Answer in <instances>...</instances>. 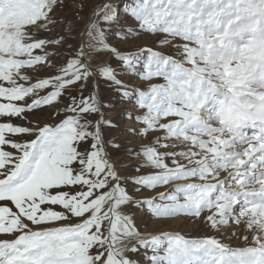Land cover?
I'll return each instance as SVG.
<instances>
[{"label":"snow or ice","instance_id":"6c2138e0","mask_svg":"<svg viewBox=\"0 0 264 264\" xmlns=\"http://www.w3.org/2000/svg\"><path fill=\"white\" fill-rule=\"evenodd\" d=\"M141 256L264 264V0H0V264Z\"/></svg>","mask_w":264,"mask_h":264},{"label":"rangeland","instance_id":"374dc122","mask_svg":"<svg viewBox=\"0 0 264 264\" xmlns=\"http://www.w3.org/2000/svg\"><path fill=\"white\" fill-rule=\"evenodd\" d=\"M131 2H132V0H116V7H117L118 12L123 14ZM105 96L107 97V93H105ZM117 107H119V105H117ZM248 131L251 132L252 130L249 129ZM154 227H158L160 230L178 231L181 234L186 235L187 237H195V236L199 235V232L196 230L194 225L186 224L183 226H178L174 221L170 222L168 224H160L158 220H150L149 221V227L148 228L142 227L141 231H151ZM225 235H227V234L225 233ZM231 242L233 244L236 243L235 240H233ZM140 259H141V264H146V262L143 260L142 256Z\"/></svg>","mask_w":264,"mask_h":264},{"label":"bare ground","instance_id":"6f19581e","mask_svg":"<svg viewBox=\"0 0 264 264\" xmlns=\"http://www.w3.org/2000/svg\"><path fill=\"white\" fill-rule=\"evenodd\" d=\"M124 9V8H123ZM123 11V10H122ZM249 133H251V132H249Z\"/></svg>","mask_w":264,"mask_h":264}]
</instances>
